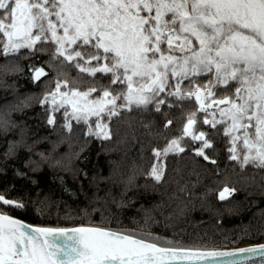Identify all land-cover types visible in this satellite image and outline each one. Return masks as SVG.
<instances>
[{
  "label": "snow or ice",
  "instance_id": "snow-or-ice-1",
  "mask_svg": "<svg viewBox=\"0 0 264 264\" xmlns=\"http://www.w3.org/2000/svg\"><path fill=\"white\" fill-rule=\"evenodd\" d=\"M28 57H35L27 67L30 80L40 84L38 103L47 113L46 123L56 128L54 113H63V131L47 155L39 152L40 162L68 171L72 158L93 138L102 145L113 139L123 143L120 125L130 123L134 112L162 113L166 129L174 123L169 111L175 109L185 117L182 128L162 148L152 147L155 159L146 176L160 182L164 158L183 153L190 145L186 137L191 152L214 165L210 153L223 139L234 167L264 169V0H0V82L5 87L3 78L21 73L19 60ZM33 99L31 93L15 104L5 99L0 129L9 130V111L28 107ZM78 129L85 140L74 151ZM19 143L8 141L4 155ZM61 144L67 149L54 159ZM109 163V177L120 176L125 192L134 186L136 172L124 174L123 156ZM236 191L225 182L218 198ZM0 202L24 207L4 194ZM111 202L117 209L124 203ZM81 211L89 223L69 229L25 224L0 210V264H253L256 255L264 264V243L185 247L151 232L112 228L117 214L107 202ZM97 212L99 220L92 221ZM144 219L147 225L150 217Z\"/></svg>",
  "mask_w": 264,
  "mask_h": 264
},
{
  "label": "trees",
  "instance_id": "trees-1",
  "mask_svg": "<svg viewBox=\"0 0 264 264\" xmlns=\"http://www.w3.org/2000/svg\"><path fill=\"white\" fill-rule=\"evenodd\" d=\"M37 55L41 60L47 59L44 54ZM29 59L35 60V57L19 60L21 73L3 78L7 80V87L0 82V117L5 111V99L15 104L17 97L22 99L29 93L34 96L30 106L9 111L11 124L7 132L0 129V194L24 204L23 208H16L0 202V210L36 225L70 227L89 223L82 209L107 202L112 212L117 214L112 217L110 225L114 229L151 232L179 241L181 246L200 249L264 242V177L261 175L264 169L247 166L246 170H241L234 167L228 159L229 145L223 139L217 140L210 153L217 160L216 165L192 153L191 138L186 137L190 145L183 153H169L164 158L166 169L160 182L145 175L155 159L152 147L162 148L172 135L179 134L185 119L179 110L169 111V118L174 123L166 129L162 127V113L154 116L151 112H134L130 123L120 125L123 143L117 144L113 139L111 143L102 145L93 138L79 157L72 158L68 171L62 165L50 166V161L40 162L39 152L47 155L52 142L58 140L63 131L59 127L63 113H54L56 128L46 123L47 113L38 103L40 84H34L29 78ZM150 121L155 122L149 124ZM145 124L149 127L145 128ZM77 131L79 140L73 147L74 151L85 140L83 131ZM8 141L20 143L5 156ZM102 148L111 151L105 152ZM66 149L67 145L61 144L53 151V158H60ZM121 156L124 157V174L133 169L136 172L134 186L126 192L120 176L109 177V161ZM78 169L87 170L88 175L85 177ZM225 182L230 187L235 186L237 191L221 201L218 190ZM113 198L124 201L121 208L117 209L111 202ZM145 216L150 217L147 225ZM116 219L120 223H116ZM91 220L98 221L99 213H92ZM104 226L109 225L106 223Z\"/></svg>",
  "mask_w": 264,
  "mask_h": 264
},
{
  "label": "water",
  "instance_id": "water-1",
  "mask_svg": "<svg viewBox=\"0 0 264 264\" xmlns=\"http://www.w3.org/2000/svg\"><path fill=\"white\" fill-rule=\"evenodd\" d=\"M8 214H10V213H8ZM10 215L15 216L17 219H21V220H23V221L25 222V224H32V223H29V222L25 221L24 219H22V218L16 216V215H13V214H10ZM35 225H36V224H35ZM75 226H76V225H75ZM48 227H54V226H48ZM72 227H74V226L63 227V228H69V229H70V228H72ZM57 242H59V241H57ZM262 243H264V242H253V243L243 244V245H239V246H231V247L218 248V249H230V248L248 247V246H251V245L262 244ZM217 259H219V258H217ZM260 259H261V257H260L259 255L253 256V257H252L253 264H258V262L260 261ZM209 264H213V261L210 260V261H209Z\"/></svg>",
  "mask_w": 264,
  "mask_h": 264
}]
</instances>
